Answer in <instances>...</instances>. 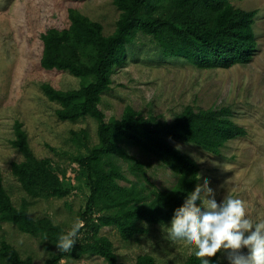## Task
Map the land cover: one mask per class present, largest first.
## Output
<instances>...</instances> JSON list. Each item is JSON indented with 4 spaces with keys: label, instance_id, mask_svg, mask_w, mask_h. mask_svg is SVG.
Masks as SVG:
<instances>
[{
    "label": "trees",
    "instance_id": "16d2710c",
    "mask_svg": "<svg viewBox=\"0 0 264 264\" xmlns=\"http://www.w3.org/2000/svg\"><path fill=\"white\" fill-rule=\"evenodd\" d=\"M111 1L119 16L109 35L104 34L102 24L70 8L67 28H50L41 36L40 68L66 72L80 81V87L71 90L41 85L48 101L59 105L56 117L70 123L91 118L97 125L95 144L90 143L87 130L71 133L76 148L72 162L77 167L73 180L66 178V171L50 159L35 156L27 132L18 120L13 124L10 145L22 160L13 162L10 168L28 198L22 199L18 207L13 204L0 171V223L38 239L49 252L44 264L79 260L87 255L101 257L106 264H124L100 230L113 227L121 240L128 242L147 234L149 228L160 226L161 222L169 224L200 182L199 165L171 142H182L220 156L229 141L246 136V130L233 122L228 107L195 109L188 105L167 122L152 113L143 116L130 105L124 107L119 118L106 120L99 106L116 67L125 61L127 46L139 34L149 36L164 57L182 58L198 70L248 65L257 50L253 30L257 11L236 8L231 0ZM130 149L137 150L140 156ZM151 162L171 172L175 181L170 188L157 189L150 182ZM80 185L89 191L84 209L77 213L82 228L77 244L65 253L58 250L56 242L66 229L48 217L34 218L29 208L36 199H66ZM0 264H34V261L22 257L2 239ZM133 264H156V261L143 254ZM181 264L200 261L190 255Z\"/></svg>",
    "mask_w": 264,
    "mask_h": 264
},
{
    "label": "rangeland",
    "instance_id": "374dc122",
    "mask_svg": "<svg viewBox=\"0 0 264 264\" xmlns=\"http://www.w3.org/2000/svg\"><path fill=\"white\" fill-rule=\"evenodd\" d=\"M231 4L257 11L253 26L257 50L248 65L198 70L182 58L164 57L149 36L139 34L127 46L125 61L116 67L99 107L106 120L119 118L130 105L143 116L152 113L167 122L188 105L195 109L228 107L233 122L246 130V136L229 141L220 156L182 142L171 144L199 165L198 186L208 181L216 191L217 202L226 195L227 187L245 201L249 218L257 222L264 219V0H231ZM70 8L102 24L105 35L113 32L119 16L111 0H0V171L16 207L28 199L11 175V164L22 160L10 145L16 120L23 124L35 156L59 165L70 180L77 169L72 162L76 148L71 133L87 130L90 143L97 142L94 120L60 121L55 115L59 105L48 101L41 90L42 84L59 90L80 87L79 79L69 73L44 71L39 66L42 34L50 28H67ZM130 152L140 156L135 149ZM148 178L162 190L175 181L171 172L156 162H151ZM88 194V188L80 185L66 199L32 201L29 211L34 218L48 217L68 231L84 209ZM100 235L112 242L118 260L124 264H133L143 254L154 257L156 264H181L193 255L185 246L170 244L160 226L128 242L121 240L113 227L102 228ZM2 239L22 257H31L34 264H44L49 257L38 239L10 224L0 223ZM59 264L106 263L101 257L87 255Z\"/></svg>",
    "mask_w": 264,
    "mask_h": 264
},
{
    "label": "clouds",
    "instance_id": "9594fccd",
    "mask_svg": "<svg viewBox=\"0 0 264 264\" xmlns=\"http://www.w3.org/2000/svg\"><path fill=\"white\" fill-rule=\"evenodd\" d=\"M81 228L82 221L77 220L70 230L62 231L56 242L58 250L70 252ZM160 228L170 244L187 247L200 264H264V219L253 222L245 201L227 187L226 195L217 202L216 191L204 181L188 194L171 222H161Z\"/></svg>",
    "mask_w": 264,
    "mask_h": 264
}]
</instances>
